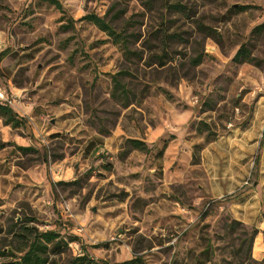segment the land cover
Listing matches in <instances>:
<instances>
[{
	"label": "rangeland",
	"instance_id": "rangeland-1",
	"mask_svg": "<svg viewBox=\"0 0 264 264\" xmlns=\"http://www.w3.org/2000/svg\"><path fill=\"white\" fill-rule=\"evenodd\" d=\"M59 1L0 0V252L26 225L59 264H264V0Z\"/></svg>",
	"mask_w": 264,
	"mask_h": 264
},
{
	"label": "trees",
	"instance_id": "trees-1",
	"mask_svg": "<svg viewBox=\"0 0 264 264\" xmlns=\"http://www.w3.org/2000/svg\"><path fill=\"white\" fill-rule=\"evenodd\" d=\"M46 1L49 4L54 5L56 8L62 10V4L59 0H41ZM82 19L93 23L101 31L105 32L111 37L114 44L121 46L125 52H129L127 37L116 30L112 23L106 19L105 16L100 17L94 13H88L82 17ZM73 20L69 19L68 24L64 27L68 28ZM262 27V26H260ZM211 32H215L211 30ZM5 55V52L0 53V60ZM200 58L194 60V63H200ZM233 60L239 62H254L255 57L250 53L247 44L243 43L236 51ZM115 84L120 85L119 80L114 77ZM0 118L5 125H9L12 128L18 127L23 121L22 118L13 110V108L7 103H0ZM131 147L138 150L148 151L150 148L138 139L129 140ZM6 143H0V148H3ZM18 150L22 152L31 151L32 148L27 146H16ZM33 221V219H28ZM17 227V225H16ZM1 231V230H0ZM76 239V238H74ZM15 242V244H13ZM68 242L63 239L59 232L56 230H44L41 231L34 226H20L15 232H13V240L10 242L7 250L1 251L0 255H9L15 259L10 264H59L58 258H60L62 249L67 247ZM99 247V246H96ZM7 264V263H2ZM66 264H144L141 257L135 256L130 260L108 263L101 260H95L88 256L87 252L82 251L79 255L71 257L67 260Z\"/></svg>",
	"mask_w": 264,
	"mask_h": 264
}]
</instances>
